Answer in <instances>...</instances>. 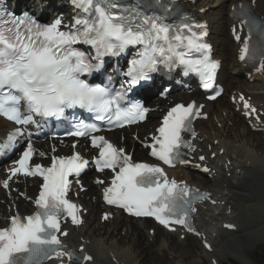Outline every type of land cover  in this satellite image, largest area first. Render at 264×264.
Here are the masks:
<instances>
[{
	"label": "snow or ice",
	"instance_id": "6c2138e0",
	"mask_svg": "<svg viewBox=\"0 0 264 264\" xmlns=\"http://www.w3.org/2000/svg\"><path fill=\"white\" fill-rule=\"evenodd\" d=\"M173 2L156 0L165 12L172 11ZM73 4L83 15L77 16L67 31L61 30V19L52 24L37 23L27 15L5 19L4 10L0 9V115L9 121L27 125L36 123L35 116L60 119L66 109L79 108L93 114L95 120L106 122L109 130L138 123L146 118L148 109L139 101L130 100L128 94L142 81H150L159 65H182L186 75L192 72L200 76L205 89L213 87L218 62L211 58V46L204 41V25L189 20L169 24L162 16L145 15L139 8L122 5L119 0H73ZM238 8L245 15L242 23L251 27L255 21L244 13L243 5ZM76 45L89 46L95 56L90 58L88 52ZM138 45L136 56L124 73L128 77L127 89L113 91L110 87L90 85L81 78L100 71L103 57L119 56ZM194 52L200 54L199 58L192 57ZM246 57L252 58L247 44L240 59ZM258 70H264V63ZM245 107L250 113L256 112L247 102ZM202 109L203 105L195 102L172 107L157 129L158 135L145 145L151 155L169 167L190 163L185 157L195 148L183 134L195 138L193 122L201 116ZM74 129L67 135L90 137L92 147L99 150L93 161L96 170H110L114 174L104 191L106 203L133 216L153 217L173 231V225L195 231L191 223V213L196 211L194 204L209 199V194L170 180L158 165L134 163L123 148L102 135H93L102 130L96 123L80 121ZM23 135L20 129L10 134L5 148L11 146L15 137ZM33 155L29 139L21 158L9 171L11 176L22 174L42 179L35 201L37 211L26 217L13 216L10 226L0 229V264H44L65 256L69 261L86 264L93 258L65 253L59 237L68 235L61 228L63 221L70 218L74 225L83 222L81 207L69 198L73 183L70 177L78 178L89 161L75 152L68 157H53L51 166L45 167L32 165ZM4 187H8L7 181ZM104 218H108L107 214ZM80 251L83 253V248Z\"/></svg>",
	"mask_w": 264,
	"mask_h": 264
},
{
	"label": "bare ground",
	"instance_id": "6f19581e",
	"mask_svg": "<svg viewBox=\"0 0 264 264\" xmlns=\"http://www.w3.org/2000/svg\"><path fill=\"white\" fill-rule=\"evenodd\" d=\"M213 1L215 0H179L197 19L209 25L212 32L211 42L215 46L217 58L222 63L219 81L225 87L226 94L235 98V102L239 95L243 94L253 108L257 109L256 114L260 122L245 119L238 110L242 105L230 104L229 101L222 104L223 98L213 104H206L203 115H208L209 119L204 121L201 117L196 124L195 138H192L195 151L190 152V163L185 165L183 170L172 171L171 178L210 194L209 203L196 210V227L201 235L200 243L211 246V253L203 249L204 256L215 261V264H222L229 254L243 256L244 253L239 251L244 252L245 249L256 246L258 235L264 232V70L250 72L244 69L245 66L240 62L241 44L237 45L234 41L236 35L240 33V24L232 15L234 7L244 2L250 4L255 15L264 19V0H216V5H211ZM24 4L29 7L38 6L31 0ZM216 7H219L218 11L210 14L209 11ZM243 38L242 36L241 40ZM243 75L247 79L241 80ZM255 82L260 85H253ZM196 96L195 92L191 95H175L166 102L157 99L156 103L149 106L153 108L157 105L163 108L172 99L176 102L199 100ZM158 117H160L158 112L152 113L147 125L121 132L125 138L124 142L118 137L120 133L115 135L117 138L113 141L119 147L125 148L127 153L132 152L136 159L145 156L141 148L143 138L151 132ZM11 129L9 123L0 119V137ZM132 135L137 136L136 140ZM40 147L45 148L43 145ZM61 151L66 155L71 153V149L65 146ZM200 156L206 159L202 161L199 159ZM204 168L210 170L204 171L206 176H200L195 172ZM84 184L89 188L95 201L81 200L82 206L89 211V216L86 217L83 227L70 230V235L65 241L71 249L83 248L93 258L92 264H148L146 246L152 250L153 242H158L162 235L172 237L158 228L154 237L149 233L145 235V240L148 241L145 246L137 229L141 227L146 231V225L151 222L134 221L123 218L120 214H116L115 218L107 223L112 224L108 232L101 221L104 212L109 213V210L100 202L99 189L87 178L84 179ZM13 188H17L24 195L33 192V188L29 186L27 188L21 184H13L10 188L11 193L7 191L4 193L0 200V226H3L4 219L10 215L8 208L13 209L16 205L18 210H27L30 207L12 192ZM3 200L5 207L1 206ZM122 218L125 221H122ZM92 220L94 231L91 228ZM142 222L146 225H138ZM226 225L235 226L236 229L229 231L225 228ZM124 227H127V232L133 231L131 235L117 234ZM171 237H168V240H172L169 249L176 247L178 242ZM125 246L128 249H125ZM164 258V254H158L157 264H168L163 262Z\"/></svg>",
	"mask_w": 264,
	"mask_h": 264
},
{
	"label": "rangeland",
	"instance_id": "374dc122",
	"mask_svg": "<svg viewBox=\"0 0 264 264\" xmlns=\"http://www.w3.org/2000/svg\"><path fill=\"white\" fill-rule=\"evenodd\" d=\"M257 85H260V84L257 83ZM226 99L227 98H225L223 100V103L227 102ZM89 195H91V194H89ZM98 215L96 216L97 219H99ZM122 221H125V220L122 219ZM91 223H92L91 224L92 231H94V229H95L94 228L95 227L94 226V220H92ZM106 225L108 226L109 229H107ZM106 225H105L106 230L108 232H110V228L112 227V224H106ZM130 225H131V223H130ZM133 225L138 226L141 224H138V225L133 224ZM127 226H129V225H127ZM149 228H150V226H149ZM127 230H128L127 227H124L123 229L119 230L117 232V234L125 236V234L127 233V234L131 235V233L133 231L127 232ZM137 230H138L137 232H139L141 235L142 242L146 246V244H148V241L145 240V235L147 233L143 229H141V227H139ZM261 233L262 234L258 235V238H257L258 243L256 246H254L252 248H247L244 250V252L238 250L240 253H244V254H242L243 256L229 254L228 255L229 257L224 259V261H222V264H228L229 262H234L235 264H259L257 262L258 260L256 258V252L258 249L264 247V232H261ZM168 237H170V236H168ZM168 237L163 235L158 240V242H156L155 244H153L151 246L152 250L146 246L145 255H147V258H148V264H157L158 263L157 257H158V254H160L159 252H161V250H164L163 252H164V256H165V258H164L165 260L163 262H168V264H179V262L182 264H211L210 260L203 256V250H202L201 244L197 240H195L194 238H189L187 241H181V244L179 242H177L176 247H171V249H169V246H170L169 242L172 240H168L169 239ZM176 238H177V236L171 237V239H173L174 241L177 240ZM105 242H106V240H105ZM162 245L164 246V248H162ZM160 248H161V250H160ZM125 249H128V247L125 246ZM163 252H161V253H163ZM161 255H163V254H161ZM147 258H146V260H147ZM159 260L161 261L160 258H159ZM159 264H162V263H159Z\"/></svg>",
	"mask_w": 264,
	"mask_h": 264
}]
</instances>
